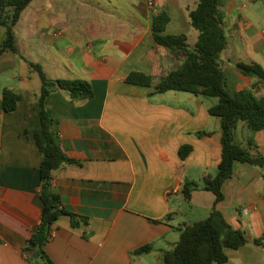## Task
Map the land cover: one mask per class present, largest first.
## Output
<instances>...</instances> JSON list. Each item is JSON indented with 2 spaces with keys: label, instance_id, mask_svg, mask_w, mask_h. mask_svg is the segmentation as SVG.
<instances>
[{
  "label": "crops",
  "instance_id": "0c3cea01",
  "mask_svg": "<svg viewBox=\"0 0 264 264\" xmlns=\"http://www.w3.org/2000/svg\"><path fill=\"white\" fill-rule=\"evenodd\" d=\"M150 1L33 0L22 12L15 26L18 53L0 56V264H45L25 251L41 223L42 157L34 131L41 129L42 78L31 63L49 81H89L94 93L73 102L57 89L46 101L63 152L81 163L57 169L54 189L69 212L88 222L73 225L70 215L55 221L45 247L53 264H144L142 255L131 253L152 243L147 255L156 257L178 242L176 228L186 223L174 219L184 181L215 175L221 119L209 113L217 98L154 93L183 60L155 41L154 19L166 13L164 34H184L193 48L199 32L190 13L199 0ZM224 9L228 44L220 66L227 91L231 87L235 94L257 82L243 75L238 63L264 68V0H229ZM5 37L0 28V49ZM134 72L150 76L152 85L127 82ZM5 89L23 96L11 113L2 105ZM256 93L263 95L264 89ZM198 132L208 135L199 138ZM235 139L251 156L264 158V131L252 133L240 121ZM185 145L193 149L181 159ZM223 193L217 209L249 242L227 250L222 264H264V244L255 243L264 237V165L236 163Z\"/></svg>",
  "mask_w": 264,
  "mask_h": 264
},
{
  "label": "trees",
  "instance_id": "16d2710c",
  "mask_svg": "<svg viewBox=\"0 0 264 264\" xmlns=\"http://www.w3.org/2000/svg\"><path fill=\"white\" fill-rule=\"evenodd\" d=\"M32 1L0 0V28L6 33L0 56L9 50L18 53L15 26L22 12ZM227 1L229 0H199L196 9L190 13L191 25L199 32L198 41L193 48L189 46L187 36L184 34H164L169 22L166 13L159 14L153 22L155 41L183 57L179 69L163 77L155 86L154 93L175 90L217 98V104L209 109V113L221 119V160L215 175L204 178L203 187L214 194V205L206 219L176 228L180 232V238L169 251L162 254L163 264H222L228 260L227 250H237L249 242L242 231L234 229L228 223L216 205L224 199L223 184L232 177L236 163L264 165V158L251 156L235 139V130L240 121H244L252 133L264 131V94L256 93L258 87L264 89V68L257 63H238V70L243 75L256 79L257 82L253 84L252 89H243L232 95L227 91L226 76L220 66L221 54L228 44L224 28V8ZM31 66L42 78V88L38 95L41 129L34 131L42 157L40 168L42 184L37 196L41 207V223L27 240L25 251L31 260L38 259L45 264H53L45 247L52 237L55 221L62 215H70L73 225L78 224V221L83 224L88 222L69 212L63 206L61 196L54 189L53 176L57 169L81 163L63 152L55 127L56 121L46 101L57 89L65 91L73 102L91 99L94 93L89 81L81 79L49 81L38 64L31 63ZM127 82L152 85L151 77L139 72L131 73ZM22 100L23 96L13 90L5 89L2 93V105L7 113L15 111ZM196 135L201 138L208 133L198 132ZM192 149L190 145L182 146L179 150L180 158L185 159ZM199 188L197 182L186 179L182 188L183 198L191 201L193 192ZM153 222L161 223L162 220ZM255 243L264 244V237L255 240ZM152 250L153 244L149 243L133 251L131 256L147 254Z\"/></svg>",
  "mask_w": 264,
  "mask_h": 264
},
{
  "label": "rangeland",
  "instance_id": "374dc122",
  "mask_svg": "<svg viewBox=\"0 0 264 264\" xmlns=\"http://www.w3.org/2000/svg\"><path fill=\"white\" fill-rule=\"evenodd\" d=\"M228 92L231 95L233 94L231 87H229ZM197 181L201 186L204 187V179H197ZM214 198L215 196L212 192L203 188L198 190L195 198L191 201H186L183 197H181L180 204L178 205L180 213L176 219H174V223L177 225L182 223L191 224L193 222L206 219L211 211ZM141 257H143L141 259L145 262L144 264H163L161 254L156 257L142 254Z\"/></svg>",
  "mask_w": 264,
  "mask_h": 264
},
{
  "label": "built area",
  "instance_id": "2783aa9c",
  "mask_svg": "<svg viewBox=\"0 0 264 264\" xmlns=\"http://www.w3.org/2000/svg\"><path fill=\"white\" fill-rule=\"evenodd\" d=\"M149 4H152V2L149 0Z\"/></svg>",
  "mask_w": 264,
  "mask_h": 264
}]
</instances>
